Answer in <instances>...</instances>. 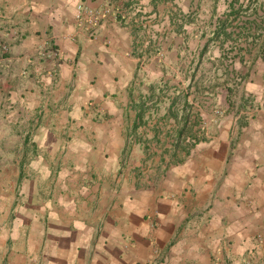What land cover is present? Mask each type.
Segmentation results:
<instances>
[{
    "label": "crops",
    "instance_id": "1",
    "mask_svg": "<svg viewBox=\"0 0 264 264\" xmlns=\"http://www.w3.org/2000/svg\"><path fill=\"white\" fill-rule=\"evenodd\" d=\"M108 1L0 0V110L26 112L13 126L42 113L24 138L38 155L5 264H264V57L244 84L251 101L227 106L214 135L141 186L122 159L139 122L131 30L108 17L88 35L78 20L80 3Z\"/></svg>",
    "mask_w": 264,
    "mask_h": 264
},
{
    "label": "rangeland",
    "instance_id": "2",
    "mask_svg": "<svg viewBox=\"0 0 264 264\" xmlns=\"http://www.w3.org/2000/svg\"><path fill=\"white\" fill-rule=\"evenodd\" d=\"M231 1L161 0L157 7L152 0H109L99 8L87 4L90 8L101 10L108 6L109 11L99 21L111 17L114 22L119 21L129 27L133 39V53L140 59L132 98L133 103H144L145 119L136 130L133 127L132 131L128 132L122 159L134 171L141 186H156L164 171L176 162L172 157L177 150L175 145L178 122L173 117H168L174 97L180 95L183 98L178 103L181 108L183 94L188 91V98L193 105L190 121L194 124L192 129L194 135L192 138L187 132L182 138L183 142L178 150L180 158L185 156L182 146L197 138L207 139L216 133L227 106L236 107L243 102L248 104L251 101H248L243 93L250 62H241L237 58L230 67L231 71L227 73L225 68L231 64V60L223 55L220 41L207 44L217 19L226 18L225 13ZM128 2L130 6L127 5ZM240 3L249 4L250 0H238L236 5ZM258 4L262 5L259 14L263 16L264 0H259ZM251 6L253 8L254 3ZM251 18H255L252 9L243 13L234 24L237 26ZM86 24H83V28H87L88 35L96 32L93 29L95 26L89 28ZM262 25L264 28V20ZM260 32L262 36L257 39L252 36L248 39L241 37L238 42L245 46L256 43L258 48L264 43V29ZM236 38L237 34L227 40L226 44H234ZM1 49L4 53L9 52L7 41H2ZM54 51L55 48H51L46 57L49 60L47 71L54 72L59 67L61 57ZM193 73L195 74L193 86L188 88ZM164 83L178 85V89L164 88L162 91L158 86L162 87ZM215 83L218 86L212 87ZM198 84L202 90L198 88ZM158 98L161 100L156 104ZM41 115L38 109L32 112V123H27V126H24V123L13 126L7 120L12 117L24 119L27 117L26 112L20 110L14 113L8 105L0 110V120H2L0 123V263L3 264L8 262V256L4 253L13 244L11 232L17 209L23 203L21 186L28 176L24 167L27 168L38 155L34 143L29 145L25 143L31 142L39 129L40 122L37 119ZM25 146L27 151L21 153L20 158L9 157L11 148H20L23 151ZM12 153L17 154L14 151ZM17 166L20 168L19 173Z\"/></svg>",
    "mask_w": 264,
    "mask_h": 264
},
{
    "label": "trees",
    "instance_id": "3",
    "mask_svg": "<svg viewBox=\"0 0 264 264\" xmlns=\"http://www.w3.org/2000/svg\"><path fill=\"white\" fill-rule=\"evenodd\" d=\"M160 1L161 0H153L156 7L158 6V3ZM258 1L259 0H250L249 4L240 3L237 6L236 2H238V0H232L229 3L228 11L225 13L226 18L217 19L215 29L212 31V35L207 41V44L212 41H220L221 48L223 49V55L227 58H230L231 60L230 62L231 64L230 65L228 64L225 68L227 73L231 71L230 67L236 61L237 58H239L241 62H250L249 69H248V72H249L252 66L257 61V59L260 57H264V43L262 45H259L258 48H256L257 46L256 43H253L252 46H249V45L245 46L241 42H238V39L241 37H245L246 39H248L250 36H252L254 37V39H257L262 36V32L260 31L264 29L262 25V20H264V15L260 16L259 14L262 8V5L258 4ZM253 3H254V7L252 8L251 5H253ZM127 5L130 6L131 5L130 2H128ZM251 9H252V14H254L255 18H251V20L247 19L246 21L244 20L243 22H241V24H238L237 26H235L234 24L235 21H237V19L243 13H247ZM259 18H261L262 20H259ZM252 29H254V31ZM235 34H237V38L234 39V44L232 45L226 44L227 40L232 39ZM247 55H249V57H247ZM234 70L235 69H233V71ZM194 77H195V74L193 73L192 79H191V82L189 83L188 88H192ZM216 85L218 86V84L215 83L214 85H212V87H215ZM163 86L162 87L158 86V87L162 91H164V88L178 89V85H169L168 83H164ZM198 88H200L199 84H198ZM200 89L202 90V88ZM212 92L213 91L211 90L210 93ZM183 96H184V100H183V105L181 108L178 106V103L183 98L180 95H178L172 99L171 106H170V115H168V117L171 116L178 122V128H177V133H176L177 143L175 145V148H177V150H175V152L173 153V157H172V159L176 161L174 163H179L185 160L186 156L191 152V149L195 147L196 144L199 143V141L205 139V138L203 139L197 138V139H194L193 142L187 143L185 146H182V149L185 151V156L183 158L179 157L178 150H179V147H181V143L183 142L182 138L185 137V134L187 132L190 133L188 134V136H191L192 138H193L192 135H194L192 133L194 124H192L190 121L191 116H192V111H193V105L191 104L192 102H190L188 98V91L184 93ZM160 100L161 99L158 98L156 100V104L159 103ZM134 107L138 108L137 119L139 120V122H137L134 125V129L136 130L143 123L145 119L144 118L145 105L143 102H137V103H134ZM187 110L188 112L186 113ZM181 111H182V114L180 115ZM156 136H158V133L156 134ZM163 160H165V158Z\"/></svg>",
    "mask_w": 264,
    "mask_h": 264
},
{
    "label": "built area",
    "instance_id": "4",
    "mask_svg": "<svg viewBox=\"0 0 264 264\" xmlns=\"http://www.w3.org/2000/svg\"><path fill=\"white\" fill-rule=\"evenodd\" d=\"M107 7L108 6H106L103 10L94 9L92 7L90 8L86 3H80L78 5V20L82 25L87 23L89 25V28H92L93 26H96L99 23L101 17L106 16L107 12L109 11ZM54 53L58 56L60 55L59 51L55 50Z\"/></svg>",
    "mask_w": 264,
    "mask_h": 264
}]
</instances>
